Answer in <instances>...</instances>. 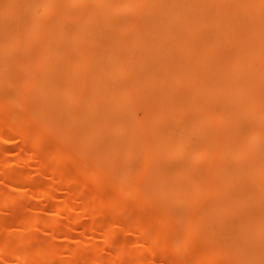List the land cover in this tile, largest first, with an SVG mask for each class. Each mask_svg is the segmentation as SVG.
I'll return each mask as SVG.
<instances>
[{
    "label": "bare ground",
    "instance_id": "1",
    "mask_svg": "<svg viewBox=\"0 0 264 264\" xmlns=\"http://www.w3.org/2000/svg\"><path fill=\"white\" fill-rule=\"evenodd\" d=\"M119 12L134 15L117 22ZM15 57L33 77L11 80ZM0 77L15 83V107L29 110L5 112L2 136L12 131L36 144L41 134L26 124L48 109L73 128L93 124L96 145L101 122L122 126L123 159L139 160L133 193L184 206L178 229L219 244L220 256L196 264H264V151L250 149L253 140L264 144V0H0ZM174 84H186L178 85L186 95H174ZM201 84L247 91L217 96L199 92ZM46 85L60 91L40 93ZM33 104L40 107L30 112ZM120 114L124 121L111 124L109 115ZM173 157L186 161L167 178L165 160ZM99 158L91 169L77 164L74 177L101 178ZM168 215H160L159 233H169ZM151 225L138 226L140 240Z\"/></svg>",
    "mask_w": 264,
    "mask_h": 264
},
{
    "label": "rangeland",
    "instance_id": "2",
    "mask_svg": "<svg viewBox=\"0 0 264 264\" xmlns=\"http://www.w3.org/2000/svg\"><path fill=\"white\" fill-rule=\"evenodd\" d=\"M133 15L119 12L114 17L117 22H124ZM22 64L17 57L7 64L12 81L17 76L33 77L32 71ZM105 65L109 70L114 67L112 62ZM4 78L0 77V125L10 109L17 117L29 113L11 102L9 95L15 90V83ZM178 85L187 88L186 84H174L170 89L174 95L185 96L187 91ZM246 88L242 84L233 90L220 84H201L199 92L225 96L244 93ZM55 90L59 88L46 85L40 93L46 95ZM38 107L33 104L30 112ZM35 118L26 124L29 130L41 134L34 145L32 139L22 140L12 131L0 134V264H164L165 257L175 264H196L204 257L220 256L219 244L209 236L178 229L176 215L183 212L184 206H173L165 197H146L143 201L133 193L139 160L123 159L129 146L125 128L113 129L101 122V143L96 145L90 134L91 123L80 122L73 128L68 118L60 119L55 110L49 109L35 113ZM108 119L111 124H119L123 116L109 115ZM250 149L260 155L264 144L253 140ZM98 158L101 178L82 174L74 177L77 164L91 169L100 164ZM185 161L178 157L166 159L167 178L177 175ZM58 172L62 178H57ZM165 212L172 213L164 219L170 227L168 234L158 232L160 215ZM19 218L25 219L26 224L20 223ZM151 222L140 240L139 227ZM224 245L227 247L228 242ZM253 255L256 256L251 253L246 257L253 260ZM204 264L233 263L219 258Z\"/></svg>",
    "mask_w": 264,
    "mask_h": 264
}]
</instances>
